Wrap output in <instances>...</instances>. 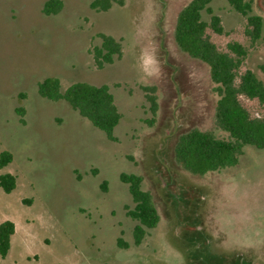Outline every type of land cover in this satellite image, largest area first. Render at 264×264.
Segmentation results:
<instances>
[{
  "label": "rangeland",
  "instance_id": "rangeland-1",
  "mask_svg": "<svg viewBox=\"0 0 264 264\" xmlns=\"http://www.w3.org/2000/svg\"><path fill=\"white\" fill-rule=\"evenodd\" d=\"M46 1L0 0V154L11 155L0 176L15 178L11 193L0 188V222L15 225L0 264H264V149L245 147L236 166L202 176L174 159L178 137L192 129L227 138L215 124L209 67L174 39L192 0H113L107 11L92 9L94 0H62L50 16ZM244 1L247 16L212 0L201 20L218 16L223 32L208 27L209 41L240 60L239 75L264 80V0ZM251 16L261 18L257 37ZM100 34L122 50L99 69L91 51ZM47 77L61 91L107 85L121 115L115 141L66 102L41 98L37 83ZM240 102L252 117L264 115L257 101ZM121 174L141 177L159 216L139 244Z\"/></svg>",
  "mask_w": 264,
  "mask_h": 264
},
{
  "label": "trees",
  "instance_id": "trees-1",
  "mask_svg": "<svg viewBox=\"0 0 264 264\" xmlns=\"http://www.w3.org/2000/svg\"><path fill=\"white\" fill-rule=\"evenodd\" d=\"M113 0H94L90 7L107 11ZM212 0H192L178 15L174 39L178 47L190 57L205 63L210 70L215 91L219 97L215 109V124L227 135L226 139L216 137L210 132L192 129L178 137L174 146L175 162L185 171L202 176L218 172L238 164L245 147L256 150L264 149V115L252 117L242 106L240 97L255 100L264 108V80H259L251 71L238 74L239 59H234L220 52L209 41L205 32L210 27L216 34H222L220 18L212 15L210 23L201 20V11L212 14L209 4ZM238 13L247 16L251 4L244 0H227ZM62 8V0H47L42 7L46 16L57 14ZM252 27V35L257 37L261 26V18L248 17ZM100 45L93 47L91 53L94 65L102 68L113 63L121 56V44L108 35L100 34ZM228 49L238 57L244 51L237 44H229ZM264 72V66L261 68ZM37 93L48 101H64L76 111L80 117L103 132L110 141H115L114 128L121 115L114 104V99L107 85L94 86L84 82H76L61 91L60 82L55 77H47L37 83ZM152 107L155 102L150 98ZM18 114L23 115L19 109ZM11 161L8 152L0 154V167ZM120 180L128 185L134 208L127 215L137 225L134 227V241L139 244L145 235V229H153L159 222L152 196L141 189V177L134 174H121ZM0 188L9 194L15 188V178L9 174L0 176ZM106 190L105 184L102 186ZM15 233V225L11 221L0 222V257L5 258L10 249V240Z\"/></svg>",
  "mask_w": 264,
  "mask_h": 264
},
{
  "label": "clouds",
  "instance_id": "clouds-1",
  "mask_svg": "<svg viewBox=\"0 0 264 264\" xmlns=\"http://www.w3.org/2000/svg\"><path fill=\"white\" fill-rule=\"evenodd\" d=\"M154 62H155V58H154V57H149V58L145 61L146 64H150V63H154Z\"/></svg>",
  "mask_w": 264,
  "mask_h": 264
}]
</instances>
